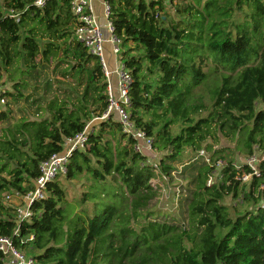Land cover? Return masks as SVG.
<instances>
[{
	"label": "trees",
	"instance_id": "trees-1",
	"mask_svg": "<svg viewBox=\"0 0 264 264\" xmlns=\"http://www.w3.org/2000/svg\"><path fill=\"white\" fill-rule=\"evenodd\" d=\"M1 1L0 68L8 72L19 62L25 67L20 77L38 82L54 64L73 88L38 106L45 117H22L0 135V237H10L35 264H264V160L259 177L242 183L236 178L250 173L249 167L205 144L219 130L236 139L244 159L264 156V0H106L132 77L130 117L153 139L164 175L190 171L193 188L179 201L187 202V226L150 211L157 195L150 185L154 169L116 120H94L106 110L107 83L99 58L74 36L78 22L70 0H48L43 9L34 0ZM209 74L214 78L206 103L194 90L207 85ZM8 78L15 94L7 92V102L11 96L18 101L28 81ZM45 80L49 91L53 79ZM9 114L1 111L0 121ZM88 124L84 149L71 152L59 176H87L91 186L82 203L98 186L91 213L74 211L57 176L18 227L2 194L33 191L40 165L64 153L65 140ZM202 146L212 151L207 162L185 158ZM217 170V181L207 185ZM107 183L114 186L110 192ZM229 196L240 202L233 216L223 203ZM2 258L0 252V264Z\"/></svg>",
	"mask_w": 264,
	"mask_h": 264
},
{
	"label": "rangeland",
	"instance_id": "rangeland-1",
	"mask_svg": "<svg viewBox=\"0 0 264 264\" xmlns=\"http://www.w3.org/2000/svg\"><path fill=\"white\" fill-rule=\"evenodd\" d=\"M101 0H93V6L94 10L101 15V10L98 8H101ZM177 2H181L180 0H177ZM0 10H3V4L0 0ZM168 14L172 15L173 8L168 9ZM101 26V25H100ZM101 34H102V54L103 59L105 62V65L110 73H113V71L116 68L115 64V56L112 53V44L110 43V33L107 31L106 28L101 26L100 28ZM69 57V56H68ZM36 60H39L37 58ZM65 68V66H62ZM54 64H51L46 70L43 71L42 77L38 82H34L29 76L23 75L20 77V71L25 70L24 65H22L19 62H14L13 65L8 67V72H5L2 68H0V74L2 75V79L4 80V86L10 92V94H15L14 88H13V81L9 80V75L14 77L15 82H21V78H24L28 81V85L21 89V93L23 95L22 98H19L18 101H14L13 97H9L8 102L5 106H0V112L10 111V117L8 121H0V135L2 134V131L5 127H7L9 124H14L16 121H18L20 118L25 117L29 120L33 119H39L41 117H45L47 114L38 110V106L42 102H46L49 100L52 96L55 94L61 98L62 96L67 95V92L72 87V81L70 80H64L62 77L56 74L58 71H53ZM53 79L52 81V87L51 90L45 91L44 89V83L46 82L45 79ZM214 78L213 74H209L207 77V85L203 84L199 88L195 89L194 92L197 93V98L202 97L204 98V101L207 103L208 101V86L210 85L212 79ZM56 80H59L61 83H57ZM68 82V83H66ZM111 86L113 89V95L114 98L118 97V91H117V76L115 74L111 75ZM70 87V89H69ZM65 94V95H64ZM74 96V95H73ZM33 100H36V103L33 104ZM118 116L117 114L114 115V120H117ZM213 130V129H212ZM107 139L111 140V145L115 146V140H112L111 138L107 137ZM125 141L122 140L121 144L124 145ZM205 144H209L212 147V151L218 150L219 148H223L226 150V154L229 156L231 155L232 158H234L237 161V164L239 162H242L244 160L242 153H240L236 147L237 142L236 139H232L231 136H225L224 132H221L219 130H216L212 136L207 138ZM80 151L84 148H79ZM201 151H204V157H199L198 153L194 155V153L191 155L189 151L184 153L185 158L191 157L194 158L193 161H195V164H198L202 161H205L208 159L209 153L206 150L202 149ZM206 151V152H205ZM208 152V153H207ZM149 162L151 164H155L157 160H159L160 153L159 152H153V153H147ZM194 156V157H193ZM227 156V158H228ZM240 160V161H239ZM150 165V164H149ZM179 170L181 166H176ZM181 170V169H180ZM218 170L215 172L214 177L211 178L212 182H216L218 175ZM160 174L163 175V178L160 176ZM156 177L152 178L150 180V185L152 188L156 191L157 195L153 201L149 204L150 211L157 212L159 216H164L169 218L170 220L172 218H176L177 220L183 222L185 220V225L188 224L187 214H186V208H187V202L182 201V203H179V201L189 196L188 188H193V185L189 184L188 178L190 176V171L187 170L185 174H180V171L171 172V175L168 177L167 175H164L160 170H155ZM57 181L62 186V188L65 190L66 194V200L68 204L72 205L74 208V211H82L85 210L89 214L91 213L92 206L94 200L98 199L101 191L98 190V186L90 189L91 196H88V199L82 203V198H85L83 194L88 193V189L91 186V181L87 178V176H81L77 180L73 181H65V179L62 176L57 177ZM105 191H111L114 186L110 183H107L105 185ZM3 204L5 206H11L13 207L16 204H22L23 201L20 199L15 198L13 203L6 204L4 202V199H2ZM82 203V204H81ZM224 205L229 207L230 215H234V208L235 204H240L238 200H234L233 198L226 197L223 201ZM183 205V206H182ZM242 206V205H241ZM180 222V223H181Z\"/></svg>",
	"mask_w": 264,
	"mask_h": 264
},
{
	"label": "built area",
	"instance_id": "built-area-1",
	"mask_svg": "<svg viewBox=\"0 0 264 264\" xmlns=\"http://www.w3.org/2000/svg\"><path fill=\"white\" fill-rule=\"evenodd\" d=\"M48 0H34L33 5L37 9H43ZM149 1V0H145ZM71 12L76 18L78 25L75 29L74 36L76 40L87 48L88 52L99 58L104 77L107 83V107L99 118L94 120H107L110 117L114 119V115L117 114L118 119L116 120L120 126L122 132L131 137L134 141V151L138 154L146 156V163L155 170H159V162L151 164L148 159L147 153L157 152L152 148L153 139L148 137L144 130L137 128L132 121L129 114L130 98L129 90L132 84L131 73L125 65L122 59L121 40L114 35V27L109 21L110 7L106 0L102 2V13L105 19L104 27L110 33V43L112 44V53L115 56L116 68L113 73H110L105 65L103 54H102V34L100 31V24L98 23L94 15V7L92 0H70ZM8 15L14 20H19V15L12 10L9 11ZM1 33V31H0ZM117 76V91L118 97L114 98L113 89L111 86V75ZM8 90L4 86V80L0 78V106H5L7 103ZM88 124L85 130L76 135L74 138H68L64 143V153L53 155L48 161L43 162L40 165V176L35 180V189L29 192L25 196H18L12 193H3L2 197L6 204L13 203L15 198L20 199L22 204L14 205V216L17 226L23 221L29 220L32 216L31 205L34 201L43 198V191L48 182L52 181L59 175L66 173V164L71 152L75 149L82 148L86 142V134L89 128ZM199 157H204V151L198 153ZM264 160V156L253 155L242 160V164L246 165L250 169V173L237 176V180L242 183H247L254 177H259L257 169L258 164ZM206 162L208 161L205 160ZM223 163L217 162V166L221 167ZM182 167V166H181ZM181 168H179L180 170ZM239 169V165L237 166ZM163 178V175L160 174ZM151 183V182H150ZM212 183L211 178L208 180L207 185ZM17 230L14 232L17 234ZM33 239V237H30ZM0 252L3 256V264H35L33 257L26 255L25 252L16 248L10 237H0Z\"/></svg>",
	"mask_w": 264,
	"mask_h": 264
},
{
	"label": "crops",
	"instance_id": "crops-1",
	"mask_svg": "<svg viewBox=\"0 0 264 264\" xmlns=\"http://www.w3.org/2000/svg\"><path fill=\"white\" fill-rule=\"evenodd\" d=\"M92 2H93V0H92ZM102 2H103V0L100 1V3H101V8H98V9L101 10V15L99 14V12L97 13L95 10H94V15H95V17H96L98 23H99L101 26L104 27V25H105V19L103 18V13H102ZM93 7H94V6H93ZM104 28H105V27H104Z\"/></svg>",
	"mask_w": 264,
	"mask_h": 264
}]
</instances>
